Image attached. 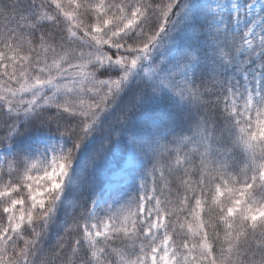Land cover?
<instances>
[{"label": "snow or ice", "instance_id": "obj_1", "mask_svg": "<svg viewBox=\"0 0 264 264\" xmlns=\"http://www.w3.org/2000/svg\"><path fill=\"white\" fill-rule=\"evenodd\" d=\"M0 264H264V0H0Z\"/></svg>", "mask_w": 264, "mask_h": 264}, {"label": "rangeland", "instance_id": "obj_2", "mask_svg": "<svg viewBox=\"0 0 264 264\" xmlns=\"http://www.w3.org/2000/svg\"><path fill=\"white\" fill-rule=\"evenodd\" d=\"M118 163H119L118 159L113 160V161L110 162V167L115 168V167H117Z\"/></svg>", "mask_w": 264, "mask_h": 264}]
</instances>
